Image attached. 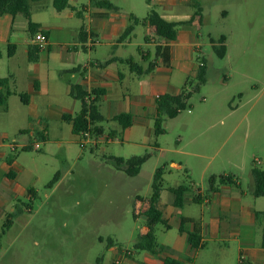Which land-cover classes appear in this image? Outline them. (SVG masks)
<instances>
[{"label": "rangeland", "instance_id": "rangeland-1", "mask_svg": "<svg viewBox=\"0 0 264 264\" xmlns=\"http://www.w3.org/2000/svg\"><path fill=\"white\" fill-rule=\"evenodd\" d=\"M111 1L122 13L134 12L141 19L147 15L148 0ZM86 2L89 0H74L79 6ZM201 2L205 25L180 30L190 29L194 34L191 41L201 44V49L193 51L207 60L206 81L193 92L190 107L176 117L164 116V133L156 134L154 120L152 131H138L134 142L119 133L113 141L104 139L97 147L88 143L84 148L67 120L46 117L44 113L45 117H29L30 110L18 95L10 97L8 110L0 105V172L7 158L15 154L19 166L13 184L26 190L18 197L12 195L10 204L0 208V264H103L110 253L109 239L117 248H133L132 184L145 194L160 167L166 166L174 179L181 175L186 183L193 181L206 187L211 174L233 173L243 176V188H248L249 166L253 164L250 153L258 143L264 147V0ZM50 7L52 0L31 2L35 13L54 20ZM79 18L63 23L81 27L84 20ZM137 29L139 38L133 40L130 50L137 53L136 42H143L155 59L156 44L145 43L143 24ZM209 31L226 36L225 57L214 51ZM79 49L85 52L82 46ZM191 81L194 86L198 82L196 77ZM78 102L77 110L81 109ZM45 123L48 128H44ZM248 124L252 134L244 170L240 158L244 146L238 149L237 139L241 134L244 140ZM46 131L50 132L49 138ZM36 143L40 148L35 147ZM186 143L187 152L178 151ZM195 150L206 154L202 161L189 154ZM229 153L237 155L232 162L227 160ZM134 155H148L137 177L117 171L110 160L111 156ZM170 160H187L195 171H178L171 167ZM205 166L208 169L203 172ZM57 173L58 180L50 186ZM3 180L8 178L0 176V183ZM17 208L21 213L6 226Z\"/></svg>", "mask_w": 264, "mask_h": 264}, {"label": "crops", "instance_id": "crops-1", "mask_svg": "<svg viewBox=\"0 0 264 264\" xmlns=\"http://www.w3.org/2000/svg\"><path fill=\"white\" fill-rule=\"evenodd\" d=\"M109 1L114 7L99 6L95 0L82 3V6L69 0V6L63 10H57L53 5L50 7V16L54 20L35 13L32 9L31 18L38 23L36 31L43 30L49 37L46 47L38 51L37 60L30 58L31 51L36 54L37 45L33 42L35 33L31 34L29 31L28 19L22 14L14 17L5 13L0 16V48L3 51L0 58V78L10 76V88L14 91L11 96L18 95L21 102L28 106L29 117L46 115L64 119L65 114L75 116L82 109V100L79 99L81 109L77 110L79 102L71 94L72 85H80L93 99L96 97L94 91H101L97 96V105L104 116V121L99 123L104 130L101 134H93L96 147L104 139L108 142L115 140L119 133L128 142H134L138 131L144 128L152 131V122L158 113V97L164 93L179 94L196 77L199 68L201 56L194 55L193 51L199 42L191 41L194 34L190 29L180 28L195 26L200 29L205 25L206 18L202 0L148 1L147 14L155 9L168 21L181 22L176 39L169 40L158 35L155 26L145 20L147 15L141 19L134 12L130 15L122 13L117 5ZM75 16L84 20L80 28L63 23ZM138 24H143L146 28L143 37L145 43L156 44L155 59H152V51L145 48L143 42H136L137 53L130 50L133 40L139 38ZM130 26L132 29L129 34L120 38ZM208 35L212 45L221 37L212 31ZM10 43L16 46V51L11 56L8 54ZM79 46L85 52L80 51ZM158 46L162 47L160 52ZM164 52L167 53L168 60L164 58ZM19 93L27 95V103ZM8 109L9 100L6 110ZM123 112L132 114V125L126 128L114 120L117 114ZM68 122L73 131L72 123ZM107 126L112 127L108 129ZM48 127L45 123L44 128ZM74 134L80 143L81 134ZM251 134L248 124L244 140L242 141L241 134L237 139L238 149L244 146L240 156L244 170L247 167V143ZM49 135L50 132L46 131L45 136L49 138ZM259 144L250 153L253 164L249 166L246 189L243 188V176L225 173L224 175L233 176L235 183L217 182V189L208 192L210 184L206 187L203 183H186L181 175L174 179L173 174H168L166 166L163 167L160 199L155 205L162 212L165 222L154 226L158 241V248L154 252L136 250L134 245L140 236L150 230L145 212L154 206L151 196L155 174L152 175L150 188L145 194L141 193L142 190L137 185L132 184L135 197L134 221L131 226L132 254H127L128 249L117 248L113 243L109 246L108 261L105 256L103 264H165L167 257L183 264H264V195L254 194L255 180L252 173L254 166L264 170V147ZM27 147L30 146L24 148ZM186 150L187 143L178 149L181 153L187 152ZM189 154L198 160H203L206 156L201 150L191 151ZM235 157L237 155L229 153L228 162L234 161ZM170 165L178 171L183 168L192 173L195 171L194 165L187 160H170ZM18 166L15 156L11 163L6 160L5 167L0 172L1 178H8L0 183V208L10 204L12 195L18 197L26 192L19 184H13L18 178ZM207 169L205 166L203 172ZM142 170L141 167L135 177L141 175ZM117 171L122 172L119 169ZM180 185H188L190 188L184 195L183 204L177 206L171 188ZM257 212L263 214L257 216ZM183 218L188 221L185 223V230L180 231ZM195 220L202 225L203 244L200 248H192L188 243V231L194 229Z\"/></svg>", "mask_w": 264, "mask_h": 264}, {"label": "trees", "instance_id": "trees-1", "mask_svg": "<svg viewBox=\"0 0 264 264\" xmlns=\"http://www.w3.org/2000/svg\"><path fill=\"white\" fill-rule=\"evenodd\" d=\"M39 1V0H0V16L5 13H10L14 17L18 14L24 15L28 19V27L31 34L36 32L38 23H35L32 16L31 2ZM53 5L57 10H63L69 6V0H52ZM150 1V0H148ZM99 6L112 8L114 5L109 0H95ZM146 21L155 26L156 31L159 36L164 37L169 40H175L178 33V26L181 22L176 21H168L165 19L158 11L155 9H151L147 14ZM132 27H128L124 33L120 36V38H124L129 34ZM226 36L222 35L217 43L213 44L214 51L219 57H225L227 53V46L225 44ZM167 48V47H166ZM162 49L161 46H158V52ZM36 54L31 51L30 58L31 60H37L38 51L40 48L35 46ZM16 46L15 44L10 43L8 45V54L11 56L15 53ZM3 55V51L0 48V58ZM164 58L168 60V55L164 52ZM128 62H131L130 60ZM207 75V60L205 57H202L199 62V68L197 70L196 79L197 84L194 86L193 82L190 81L179 94H171L164 93L160 95L157 99V116L155 119V132L156 134L164 133L166 129L163 127L164 116L168 117H176L180 112L187 109L191 106L189 100L195 90H198L201 84L205 83ZM13 90L10 88V76L0 78V105L5 109L8 107L9 97L13 94ZM96 93V97L91 101H87L86 97L89 95L88 92L82 89V87L78 84L72 85L71 94L78 99L82 100V109L81 111L72 116L70 114H65L64 119L70 121L73 126L74 133H81L84 131H92L94 134H101L103 132V126L99 124L104 121V116L100 113L99 107L97 105V96L101 93V91H94ZM21 99L27 103V95L25 93H19ZM114 120L119 121L124 128L132 125V114L131 113H120L114 117ZM28 148V147H27ZM26 148V149H27ZM15 155L7 158L8 162L11 163ZM148 155H134L131 157H121V156H111L110 160L113 165L124 172H126L130 176L137 175L144 162L147 160ZM164 169L160 167L156 170L153 180V194L151 196V201L154 203V206L145 212V215L148 218V225L150 230L147 234L139 237V240L135 243L134 248L136 250H148V251H156L158 248V241L156 237V233L154 230V226L157 223L165 222L162 216V212L155 205L160 199V190H161V179L163 175ZM252 173L255 180V190L254 194L256 196L264 195V170L254 166L252 169ZM59 174L57 173L54 179L50 182V186H52L59 178ZM224 184V183H235L233 180V176L231 175H211L209 178L210 187L208 192H212L217 189L215 186L216 183ZM188 185H180L176 188H171L175 194V204L177 206H181L184 201V195L189 190ZM198 197H196L197 199ZM19 213H21V209L17 208L13 213L9 215L6 226H10L14 217H16ZM261 212H257V216H260ZM187 218L182 219V223L180 225V231L185 230V223L187 222ZM113 242L112 239H109ZM110 242V245L113 244ZM188 243L192 248H200L203 244V235H202V225L200 221L195 220V226L192 231H188ZM263 246H264V229H263ZM100 264V263H99ZM165 264H183L171 257H167L165 260Z\"/></svg>", "mask_w": 264, "mask_h": 264}, {"label": "built area", "instance_id": "built-area-1", "mask_svg": "<svg viewBox=\"0 0 264 264\" xmlns=\"http://www.w3.org/2000/svg\"><path fill=\"white\" fill-rule=\"evenodd\" d=\"M48 41H49V37L48 35L46 34L45 31L43 30H38L35 32L34 36H33V42L34 44H36L39 48H44L46 47V45L48 44ZM202 46L201 44H196V49H201ZM87 101H91L93 98L92 96L89 94L87 97H86ZM81 138H80V145L82 147H86L88 143L90 144H93L95 143V138H94V133L92 131H84V132H81ZM95 146V145H94ZM35 147L36 148H40V145L39 143H36L35 144ZM93 147V146H92ZM127 254H132V250L131 249H128L126 251Z\"/></svg>", "mask_w": 264, "mask_h": 264}]
</instances>
